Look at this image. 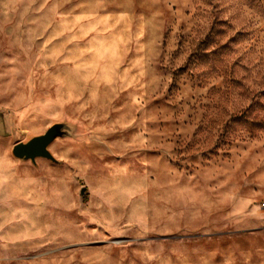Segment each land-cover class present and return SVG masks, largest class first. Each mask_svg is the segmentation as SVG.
Instances as JSON below:
<instances>
[{"label": "rangeland", "instance_id": "1", "mask_svg": "<svg viewBox=\"0 0 264 264\" xmlns=\"http://www.w3.org/2000/svg\"><path fill=\"white\" fill-rule=\"evenodd\" d=\"M0 264H264V0H0Z\"/></svg>", "mask_w": 264, "mask_h": 264}, {"label": "water", "instance_id": "2", "mask_svg": "<svg viewBox=\"0 0 264 264\" xmlns=\"http://www.w3.org/2000/svg\"><path fill=\"white\" fill-rule=\"evenodd\" d=\"M68 123H57L51 126L44 134L34 136L27 141L17 143L12 150L14 157L22 161H31L36 164L38 158H45L52 162H58L50 150L57 138L69 134Z\"/></svg>", "mask_w": 264, "mask_h": 264}, {"label": "bare ground", "instance_id": "3", "mask_svg": "<svg viewBox=\"0 0 264 264\" xmlns=\"http://www.w3.org/2000/svg\"><path fill=\"white\" fill-rule=\"evenodd\" d=\"M6 187V186H5Z\"/></svg>", "mask_w": 264, "mask_h": 264}]
</instances>
